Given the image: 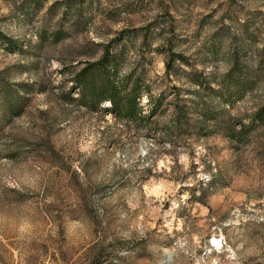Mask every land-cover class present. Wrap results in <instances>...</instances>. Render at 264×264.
<instances>
[{"label":"rangeland","instance_id":"rangeland-1","mask_svg":"<svg viewBox=\"0 0 264 264\" xmlns=\"http://www.w3.org/2000/svg\"><path fill=\"white\" fill-rule=\"evenodd\" d=\"M0 33L23 48L0 44V84L29 85L0 126V264H264V126L236 142L191 107L175 126L172 107L196 101L191 67L216 88L237 58L249 89L209 97L248 121L264 102V0H0ZM166 44L190 66L165 74ZM103 45L161 94L147 124L73 100L71 74Z\"/></svg>","mask_w":264,"mask_h":264},{"label":"trees","instance_id":"trees-1","mask_svg":"<svg viewBox=\"0 0 264 264\" xmlns=\"http://www.w3.org/2000/svg\"><path fill=\"white\" fill-rule=\"evenodd\" d=\"M123 32H118L114 40L120 41ZM149 33L147 29L140 33L143 42H145V38ZM0 44L8 52L23 51L22 46L15 39L2 33H0ZM160 47L162 49L161 52L165 56V74L175 70V63L190 66L186 56L180 52L173 51L170 45L166 44ZM239 73L240 65L237 58H234L218 86L213 88L200 75V72H197L191 67L188 74L191 77V83L194 85L191 91L196 101H187L179 98L177 95L175 96L177 100L172 103L173 123L175 126H181L187 122L185 110L189 107L196 111L199 118L203 120L212 119L214 122L220 120L218 124H222L224 135L236 142L245 140L253 133L252 131L254 129L264 126V102L249 115L246 123L241 121L232 123L228 119L224 120L223 113L225 108L221 107L219 110H216L211 104L210 97H217L220 102L226 103L229 106L232 104L235 96L240 97L249 89V81L245 79L241 80ZM69 79L72 82V88L77 89L78 94L73 100L79 105L88 110H96L101 104L108 103L109 111L115 117L130 123L140 124V122H143L147 124L148 116L155 113L157 107L160 106L161 94L158 93L156 96H151L140 76L133 75V72H129L126 75L119 74L117 55L112 53L109 45L102 46L101 53L97 58L84 60L80 68L71 74ZM229 84L235 85V88H232ZM7 85V82L1 80L0 126L9 122L11 118L20 115L28 100L27 93L29 85L27 83H16L24 91L21 94L17 93V91L15 92L13 88ZM204 90L206 93L202 95L201 92ZM69 92L70 90L64 91V103L71 99ZM142 92L148 95L149 105L147 114L142 112L141 106L139 105V96ZM235 125H237V128H235Z\"/></svg>","mask_w":264,"mask_h":264}]
</instances>
